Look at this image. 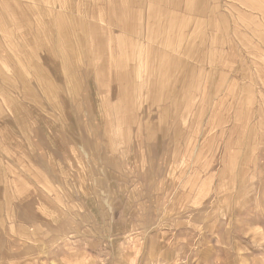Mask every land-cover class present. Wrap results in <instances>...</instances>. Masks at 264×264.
<instances>
[{"label": "rangeland", "instance_id": "obj_1", "mask_svg": "<svg viewBox=\"0 0 264 264\" xmlns=\"http://www.w3.org/2000/svg\"><path fill=\"white\" fill-rule=\"evenodd\" d=\"M262 259L264 0H0V264Z\"/></svg>", "mask_w": 264, "mask_h": 264}, {"label": "bare ground", "instance_id": "obj_2", "mask_svg": "<svg viewBox=\"0 0 264 264\" xmlns=\"http://www.w3.org/2000/svg\"><path fill=\"white\" fill-rule=\"evenodd\" d=\"M236 186H237V185H236ZM236 186H235V187H236ZM235 187H234V188H235ZM221 188H222V187H221ZM229 188H230V187H229ZM232 188H233V186H232ZM230 190H231V189H230ZM228 191H229V190H228ZM219 193H220V192H219ZM220 194H221V193H220ZM193 205H194V204H193ZM244 234H245V233H244ZM245 235L248 236L247 234H245ZM248 237H249V236H248ZM248 237H246V238L248 239ZM251 237H252V236H251ZM251 237H250V238H251ZM182 238H183V237H182ZM179 239H180V238H179ZM189 239H191V238H189ZM185 241H186V240H185ZM160 244H161V243H160ZM161 245H162V244H161ZM185 246H186V245H185ZM149 251H150V250H149ZM192 254H194V253H192ZM199 255H200V254H199ZM191 256H194V255H191ZM195 256H196V255H195ZM179 259H180V258H179ZM186 259H187V258H186ZM157 261H158V260H157ZM261 261H262V264H264L263 259H262ZM155 262H156V261H155ZM155 262H154V263H155ZM157 264H158V263H157Z\"/></svg>", "mask_w": 264, "mask_h": 264}]
</instances>
